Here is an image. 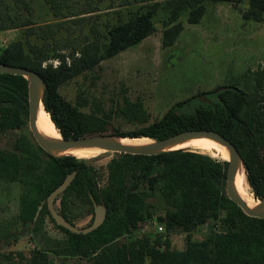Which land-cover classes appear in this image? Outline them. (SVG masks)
<instances>
[{"label": "trees", "instance_id": "16d2710c", "mask_svg": "<svg viewBox=\"0 0 264 264\" xmlns=\"http://www.w3.org/2000/svg\"><path fill=\"white\" fill-rule=\"evenodd\" d=\"M10 1L27 7L25 0ZM225 3L241 7L244 21H262L264 0H165L168 19L163 22L162 46H172L182 33L183 25L179 21L182 15H186L187 24L195 25L209 4ZM157 7L138 11L126 21L112 25L104 42L87 41L77 55H55L59 61L56 67L44 66L49 61L46 50L30 45L26 51L21 41L0 51V64L39 74L45 84L43 108L64 140L104 134L109 116H99V111L89 114L80 111L60 95L59 88L152 35ZM28 32L35 33L36 29L29 28ZM262 76L264 70L258 74L253 93L233 85L220 86L175 104L152 122L141 105L126 104L122 115L137 126L124 132L116 130L115 135L160 141L189 130L215 131L238 150L247 182L255 198L261 201L264 198ZM26 119L28 82L20 76L0 74V130L19 129L26 124ZM16 147L31 154V147L24 138L18 140ZM46 156L48 159L41 161L0 153V175L27 185L21 197L18 220L29 226L35 223L38 214L45 215L67 236V242L60 249H35L28 255L3 253L0 264H53L51 254L80 259L85 264H264V219L246 216L229 200L227 162L188 150L156 156L120 154L108 165L107 186L98 190L92 168L84 161L72 156ZM72 172H76V176L61 196L62 216L73 224L64 212L66 198L71 194L87 200L92 208L95 202L106 209L104 223L87 235L72 234L57 226L46 206L50 193ZM20 176L33 179L23 181L25 178L19 179ZM159 181L163 183L161 193L169 208L157 218L165 233L131 236V230L151 216L145 203L148 194L138 188L147 184L153 190ZM219 212H224V216ZM206 223L211 224L210 230L216 229L214 233L203 241L192 240L191 233ZM174 231L186 234L182 250L172 248L169 235ZM2 236L0 228V241Z\"/></svg>", "mask_w": 264, "mask_h": 264}, {"label": "rangeland", "instance_id": "374dc122", "mask_svg": "<svg viewBox=\"0 0 264 264\" xmlns=\"http://www.w3.org/2000/svg\"><path fill=\"white\" fill-rule=\"evenodd\" d=\"M25 2L27 7L10 0L0 1V51L16 41H21L26 51L28 46L35 45L49 55V61L44 66H57L59 61L55 55H77L87 41L104 42L112 25L126 21L138 11L158 5L152 35L59 88L60 95L80 111L86 114L99 111V116H109L106 132L101 135H115L116 130L124 132L137 126L122 115L126 104L141 105L149 116V122H152L175 104L220 86L233 85L253 93L257 88L258 74L264 70V14L261 22L244 21L243 9L232 4H209L200 22L195 25L187 24L186 15H182L179 19L183 25L182 33L172 46L165 48L161 41L163 22L168 19L165 0ZM29 28L36 29V32L29 33ZM260 84V94L264 98V76ZM21 138L30 145L31 154L23 153L16 147ZM190 151L227 162L218 155L193 149ZM0 153L25 159H48L34 141L27 119L19 129L0 130ZM262 155L264 157V150ZM119 156L118 153L105 152L97 159L82 160L92 168L98 190L107 186L108 165ZM244 175L249 197L259 203L247 182L245 171ZM32 179L25 178L23 181L31 182ZM162 185V181H159L153 190L147 184H141L138 188V191L148 194L145 203L151 216L140 222L137 229L131 230V236L157 234L159 226L163 228L159 235L165 233L163 225L157 221L169 209L162 197ZM26 190L27 185L19 180L0 175V228L3 235L0 254L12 252L28 255L35 249H60L67 242V236L45 215L38 214L35 223L29 226L18 220L21 197ZM61 196L55 204L60 213L63 211ZM64 212L80 229L90 226L94 217V208L75 194L66 198ZM219 215L224 216V212H219ZM210 225L206 223L193 231L192 240L208 238L216 230H210ZM127 236L130 238V235ZM169 240L173 249L182 250L186 245V234L174 231L169 235ZM50 259L53 264H85L83 260L64 255L51 254Z\"/></svg>", "mask_w": 264, "mask_h": 264}, {"label": "water", "instance_id": "95a60500", "mask_svg": "<svg viewBox=\"0 0 264 264\" xmlns=\"http://www.w3.org/2000/svg\"><path fill=\"white\" fill-rule=\"evenodd\" d=\"M0 74L20 76L26 79V81L28 82V128L39 148L49 156H70L63 155L61 153L78 148H99L105 152H113L118 154L156 156L162 153L176 151L167 149L178 146L191 139H210L222 145L227 150L229 155L226 175V195L228 196L229 200L234 203L246 216L251 218L264 219V198L257 205L248 206L235 191L234 178L239 167H242L244 169L243 162L236 147L219 133L211 130H189L175 134L160 141H154L150 139L153 141V144H150L148 146H126L119 143V140L127 137H119L116 135H93L81 139L64 140L56 129L58 134L60 135V140L51 142L45 139L40 134L37 128V113L39 107H43V95L45 91V84L43 79L39 76L38 73L32 70L5 64H0ZM203 100L208 101L206 97H203ZM75 176L76 172H72L71 174L66 176L64 181L58 187H56L47 197L46 206L50 217L57 226L69 231L72 234L87 235L97 230L104 223L106 218V209L104 208V206L98 205L93 202V221L90 226L83 229L77 228L76 226L68 222L55 206L57 199L68 189Z\"/></svg>", "mask_w": 264, "mask_h": 264}, {"label": "bare ground", "instance_id": "6f19581e", "mask_svg": "<svg viewBox=\"0 0 264 264\" xmlns=\"http://www.w3.org/2000/svg\"><path fill=\"white\" fill-rule=\"evenodd\" d=\"M37 128L40 134L47 140L51 142H56L60 140V135L58 134L54 124L52 123L49 114L43 109V107H39L37 113ZM119 143L126 146H148L153 144V141L148 138H122L119 140ZM183 149H193L198 150L199 152L214 154L221 157V159L228 161L229 155L227 150L220 145L219 143L205 138L191 139L187 142H184L178 146L173 148H169L167 150H183ZM188 150V151H190ZM105 151L99 148H78L73 150H68L61 154L70 155L80 160H91L100 155L104 154ZM234 188L237 194L241 197V199L248 206H255L258 203L251 200L248 195L247 185L245 181V175L242 167H239L235 178H234Z\"/></svg>", "mask_w": 264, "mask_h": 264}, {"label": "built area", "instance_id": "2783aa9c", "mask_svg": "<svg viewBox=\"0 0 264 264\" xmlns=\"http://www.w3.org/2000/svg\"><path fill=\"white\" fill-rule=\"evenodd\" d=\"M54 67H56V66H54ZM161 231H163V228L159 226V227L157 228L156 233L159 234Z\"/></svg>", "mask_w": 264, "mask_h": 264}]
</instances>
